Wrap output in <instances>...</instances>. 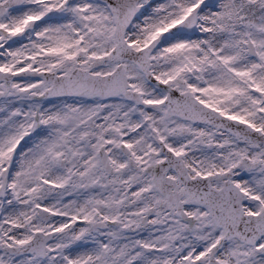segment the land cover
I'll list each match as a JSON object with an SVG mask.
<instances>
[{"label": "snow or ice", "instance_id": "obj_1", "mask_svg": "<svg viewBox=\"0 0 264 264\" xmlns=\"http://www.w3.org/2000/svg\"><path fill=\"white\" fill-rule=\"evenodd\" d=\"M0 264H264V0H0Z\"/></svg>", "mask_w": 264, "mask_h": 264}]
</instances>
